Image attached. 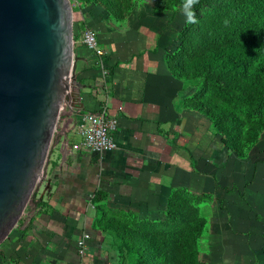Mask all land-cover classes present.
I'll return each mask as SVG.
<instances>
[{
  "label": "crops",
  "instance_id": "0c3cea01",
  "mask_svg": "<svg viewBox=\"0 0 264 264\" xmlns=\"http://www.w3.org/2000/svg\"><path fill=\"white\" fill-rule=\"evenodd\" d=\"M78 13L83 28L74 52L81 110L107 108L117 121L116 148L101 156L72 152L70 126L60 138L68 141L66 150L59 153L57 146L50 156L45 195L1 243L0 264H125L120 245L98 223L95 206L120 213V221L137 216L160 223L175 201L224 196L231 153L188 105L182 82L166 65L168 45L180 28L154 9L124 22L105 13ZM87 27L96 34L102 67L81 44ZM77 117L71 115L73 123ZM97 191L106 195L101 201L94 199ZM83 234L89 238L81 256L77 241Z\"/></svg>",
  "mask_w": 264,
  "mask_h": 264
},
{
  "label": "rangeland",
  "instance_id": "374dc122",
  "mask_svg": "<svg viewBox=\"0 0 264 264\" xmlns=\"http://www.w3.org/2000/svg\"><path fill=\"white\" fill-rule=\"evenodd\" d=\"M182 2L70 0L73 34L78 32V12L107 15L103 9H116V14L126 16L124 21L138 20L152 9L163 10L165 21L182 29L181 37L177 39L176 34L175 41L167 46L166 56L171 57L175 52L185 70L184 79L179 81L187 94V103L200 109L197 112L207 119L214 133L228 137L236 147L230 150L233 161L228 181L222 184L224 196L210 193L192 196L187 207L191 220L181 215L180 221L169 219L162 225L147 223L137 216L129 217L127 222L124 218L120 221V213L102 206H95L94 213L106 234L120 245L119 254L125 264L133 260L132 253L127 254L126 250L135 251L141 264H158L141 246L143 235L157 232L162 235L161 240L179 245L181 264H264V58L249 50L243 57L248 64L247 72L236 78L227 62L206 57L210 52L220 53L227 45L242 47L254 39L256 32L264 30V0H199L192 9L196 23L186 22ZM246 29L250 35L242 36ZM261 50L264 57V41ZM200 64L210 69L214 83L195 78ZM253 77L259 79L258 86L250 84ZM51 179L49 172L45 184Z\"/></svg>",
  "mask_w": 264,
  "mask_h": 264
},
{
  "label": "water",
  "instance_id": "95a60500",
  "mask_svg": "<svg viewBox=\"0 0 264 264\" xmlns=\"http://www.w3.org/2000/svg\"><path fill=\"white\" fill-rule=\"evenodd\" d=\"M73 50L70 0H0V245L45 195L55 147L67 148L62 103L82 109Z\"/></svg>",
  "mask_w": 264,
  "mask_h": 264
},
{
  "label": "trees",
  "instance_id": "16d2710c",
  "mask_svg": "<svg viewBox=\"0 0 264 264\" xmlns=\"http://www.w3.org/2000/svg\"><path fill=\"white\" fill-rule=\"evenodd\" d=\"M108 15V18L110 20H114L115 22H123L125 20V15L123 14H116V9H103ZM123 10V9H120ZM156 11L159 12V9ZM163 12V10H161ZM159 13H162V12ZM77 24V29L83 28V25L81 22H76ZM246 29L242 32V36L250 35V31ZM182 29H180L177 39L181 37ZM254 39H250L248 42L244 43L242 47L236 46V45H227V47L221 51L220 53H213L210 52L208 54L209 56L206 55L207 59L213 58V56L220 61H225L227 62L228 67L232 71V74L236 77L239 78L242 74H246L247 72V66L248 64L244 61L243 57L247 56L249 54V50H251L253 53L256 55H259L261 59H263V53H262V42L264 41V30L260 29L258 32H256L253 36ZM79 39V34L76 32L74 34V42L78 41ZM85 48V47H84ZM86 49V48H85ZM175 52L171 57H166V65L168 70L170 71L173 76H175L178 79H184V74L185 70L182 67V64L178 61L177 57L175 56ZM250 75H252V72H249ZM195 78H205L207 81H209L211 84L214 83L215 77L213 74L210 72V69L208 67H205L204 65L199 66L198 73L195 76ZM250 84L253 86H258L260 84V81L258 78L253 77L250 81ZM223 88V87H222ZM194 107V106H193ZM195 108V107H194ZM197 111H200L196 107ZM215 134H220L219 132L215 131ZM222 142L225 144V146L229 149V151L235 147L234 144H231V141H229L228 137H224L223 135L220 136ZM239 156V154H238ZM105 194H101L100 191H97L94 195V199L96 201H101L102 199L105 198ZM189 202L185 201H175V203H171L167 206V211H166V219L164 222L160 223H165V221H168L169 219H172L173 221H177L181 218V215H187L189 220H191L190 214H189V209L187 208L189 206ZM178 218V219H177ZM160 223H157V225H162ZM160 231V230H158ZM135 234V231L134 233ZM147 235L142 236V249L148 251V255H152L153 258L152 260L156 261L158 264H181V259H179L178 255L182 252L178 249V244L174 242H169L166 239L161 240L160 232L155 233H146ZM136 235V234H135ZM175 238H177L176 234L173 235ZM130 238L132 239V243L134 244L133 236L130 235ZM156 238L158 239L157 242H155ZM138 237L135 239L137 241ZM138 243V242H137ZM191 244V242H189ZM129 246V245H128ZM134 248L136 247V244L133 245ZM137 248V247H136ZM128 249V248H127ZM127 254L132 253V263L130 264H141V259L136 258L137 253L132 252L131 250H126ZM147 255V254H144ZM128 259L129 256H126ZM127 261V260H126Z\"/></svg>",
  "mask_w": 264,
  "mask_h": 264
},
{
  "label": "built area",
  "instance_id": "2783aa9c",
  "mask_svg": "<svg viewBox=\"0 0 264 264\" xmlns=\"http://www.w3.org/2000/svg\"><path fill=\"white\" fill-rule=\"evenodd\" d=\"M81 44L88 49L98 61L101 60L102 51L98 46L96 34L91 28L87 27L83 31ZM99 64L102 67L101 61ZM72 91L73 87H69L67 93H72ZM74 112L78 113V117L73 123L71 115H73ZM58 126L67 132L70 126H73L72 129H74L75 139L70 143V150L72 152L88 151L101 156L116 148L113 134L117 129V121L115 117L109 115L106 107H100L94 112L77 110L70 106V104L66 106V104L62 103L58 118ZM88 238V234H83L81 239L77 241V252L81 256L84 255V243Z\"/></svg>",
  "mask_w": 264,
  "mask_h": 264
},
{
  "label": "clouds",
  "instance_id": "9594fccd",
  "mask_svg": "<svg viewBox=\"0 0 264 264\" xmlns=\"http://www.w3.org/2000/svg\"><path fill=\"white\" fill-rule=\"evenodd\" d=\"M198 2L199 0H183L182 11L187 23H196L195 12L192 9Z\"/></svg>",
  "mask_w": 264,
  "mask_h": 264
}]
</instances>
